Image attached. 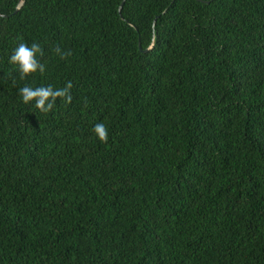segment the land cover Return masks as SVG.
<instances>
[{
	"label": "trees",
	"instance_id": "1",
	"mask_svg": "<svg viewBox=\"0 0 264 264\" xmlns=\"http://www.w3.org/2000/svg\"><path fill=\"white\" fill-rule=\"evenodd\" d=\"M121 1L0 0V264H264V0Z\"/></svg>",
	"mask_w": 264,
	"mask_h": 264
},
{
	"label": "clouds",
	"instance_id": "2",
	"mask_svg": "<svg viewBox=\"0 0 264 264\" xmlns=\"http://www.w3.org/2000/svg\"><path fill=\"white\" fill-rule=\"evenodd\" d=\"M55 52L62 59L71 55L70 51H62L60 47H56ZM38 55H43V51L40 45L35 42L31 46L21 42L14 50V53L10 56V63L17 66L21 79L37 71L41 74L45 72V65L38 59ZM72 87L71 81L60 89H54L50 85L36 88L25 86L20 89V95L25 104L35 101V107L46 114L54 108L57 98L62 99L65 103H71L72 96L70 90ZM93 132L101 142L106 143L108 141V127L103 122L95 124Z\"/></svg>",
	"mask_w": 264,
	"mask_h": 264
},
{
	"label": "water",
	"instance_id": "3",
	"mask_svg": "<svg viewBox=\"0 0 264 264\" xmlns=\"http://www.w3.org/2000/svg\"><path fill=\"white\" fill-rule=\"evenodd\" d=\"M123 3H124V0L121 1L120 5H119V7H118V11H119V12L121 11V8H122V6H123ZM20 6H21V0H19V3H18V5H17V7H16V10L19 9Z\"/></svg>",
	"mask_w": 264,
	"mask_h": 264
}]
</instances>
